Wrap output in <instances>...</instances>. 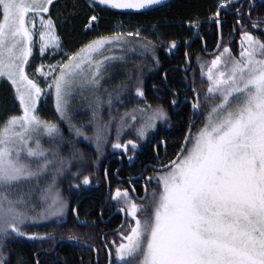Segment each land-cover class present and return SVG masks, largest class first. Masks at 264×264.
I'll use <instances>...</instances> for the list:
<instances>
[{"label": "snow or ice", "instance_id": "snow-or-ice-1", "mask_svg": "<svg viewBox=\"0 0 264 264\" xmlns=\"http://www.w3.org/2000/svg\"><path fill=\"white\" fill-rule=\"evenodd\" d=\"M57 2L0 0V78L11 83L21 109L20 115L10 116L0 125V264H10L5 254L9 238L39 242L40 247L49 244L48 251H54L58 246L57 229L69 210L77 224L87 223L80 220L78 206L71 207L56 185L59 178L68 175L71 177L70 193L91 184V176L109 143L111 121L103 130L96 125L93 136L89 137L83 131V125L77 127L70 121L69 98L78 89L98 92L109 65L123 59L114 55L104 56L102 50L123 48L131 43L126 37L141 36L137 29L134 32L116 31L111 37H98L76 53H65L66 62L62 60L57 64L38 66L35 69L38 77L32 79L26 72V65L33 51L37 18L41 26L40 52L43 54L48 48L61 47L50 15V7ZM167 2L88 0L93 14L88 17L84 28L93 29L101 19L96 7L134 10L148 15L166 7ZM261 7H264V0H217L216 11L208 21L220 29L223 23L221 12L235 10V24L240 30L239 54L234 55L227 45L221 50V38L212 53L213 59L197 60L201 82L205 78L207 81L202 96L196 87L195 73L191 98L185 97L180 101V89H169L174 109L179 104L191 105L189 131L175 159L168 164L163 160L157 161L160 167H154L155 176L145 180L142 196L134 197L128 189L120 187L111 193L112 201L119 205V212L125 214L126 219L131 218L134 224L129 223L126 230H118V244L113 241L103 245L109 249L108 264H264V29L261 27L264 25V12L257 11L253 19L254 10ZM45 13L49 14L47 19L43 16ZM188 27L198 35L202 23L197 17L188 21ZM256 31L261 35H255ZM139 46L145 51L155 48L150 40ZM175 48L177 43L172 40L166 51L171 52ZM97 55L101 58L97 59ZM152 58L159 64L157 56ZM185 59L184 71L187 72L191 67L187 52ZM39 77L44 78L46 87H41ZM130 79V76L126 78ZM184 79H188L187 75ZM130 86L127 82L118 86L115 99L123 103L122 94ZM188 87L185 85L183 90L187 91ZM134 89L138 102L143 106L125 112L119 118L115 139L111 142L113 154L126 156L129 161L140 149L139 141L149 138L157 122L170 120L162 104L153 107L147 103L143 80L138 79ZM48 94L53 96L59 120L67 123L69 133L94 143L97 155L91 161V168L84 167L88 160L83 151L75 149L74 141H68L71 154H62L66 138L59 123L38 115L40 99ZM108 97L107 103L111 108L113 93L108 92ZM94 103L99 107L101 99L98 95ZM95 115L94 111L93 119ZM201 117L202 126L193 133L192 127ZM127 132H133L134 138L122 140ZM44 137L50 142L48 148L42 143ZM166 139L159 143L166 145ZM74 160L79 164L76 171H72ZM49 173L50 178L41 187L40 180ZM104 177L110 179L107 168ZM135 179L129 178L132 193L136 191ZM153 180L156 185L149 192L148 187ZM37 190L39 205L32 200ZM38 206L39 211L36 210ZM40 224H47L50 230H26L29 225ZM67 240L84 243L82 237L74 234H69ZM86 246L99 252L94 245ZM111 249H114V255ZM36 264H41L39 259Z\"/></svg>", "mask_w": 264, "mask_h": 264}, {"label": "trees", "instance_id": "trees-1", "mask_svg": "<svg viewBox=\"0 0 264 264\" xmlns=\"http://www.w3.org/2000/svg\"><path fill=\"white\" fill-rule=\"evenodd\" d=\"M216 4L217 0H171L167 2L166 7H160L159 10L151 12L148 15L137 12H116L111 9L96 7L95 11L99 13L101 19L98 24L94 26L92 31H85L84 24L87 22L88 17L93 14L87 3L84 0H60V7L56 9L60 15V19H56L57 31L62 39L64 50L69 53H75L86 42L94 38L112 36L117 22H124V26H129L131 31L140 30L141 36L139 38L131 37L134 39L135 43L139 41L137 44H140L150 40L155 45L154 50H149V55L145 54L144 49L140 50L139 48L135 50L133 54L131 53V55H122L123 59H118L113 64L109 65V71L105 73L104 79L101 81V88L97 93L101 99L99 107L92 105L86 108L75 100L68 105V117L70 121L77 127L83 125V131L89 137L93 136L96 125H99L103 130L104 126L111 121L109 125V143L105 146V151L100 157L96 172L91 176L90 185L102 183L101 187L96 186L95 189H97V192L91 195V193H87V188H81L79 193L75 190H72L70 193V175L59 178L56 185L63 196L69 200L71 207L78 206L80 219L85 215L88 216V213L90 216L96 217L103 205L105 196L103 174L105 162L107 158L113 154L111 142L115 139L116 123L125 112H131V110L143 106V103L138 102V98L135 96L134 85L136 81L138 79L143 80L147 103L153 105V107L157 104H162L167 110H169L168 107L172 100V93L169 89H180L179 97L189 96L188 93H183V89L185 84L191 89L193 73H195L196 87L200 90L201 96L203 95L207 87V81L205 78L204 82H201L197 60L201 57H207L202 53L203 42L205 43L206 50L209 52L214 50L216 46L217 26L215 23H209L208 21V17L216 11ZM231 11L235 10L233 9ZM245 11H247L246 5ZM53 14L54 13H52V15ZM197 17L202 23L198 36L201 35L203 42L201 40H194L191 44L188 50L191 67L187 73H184L181 68L185 69L187 65L185 61V51L188 43L195 36L193 30H190L188 27V21L195 20ZM226 18H231V20L222 23L220 31L223 40L226 39L227 35H229L230 38L232 34H235L236 38L240 39L239 25L235 24L237 19L236 15L234 17L226 16ZM254 18L253 12V19ZM234 28L236 29L235 31H233ZM254 34L261 35V32L256 31ZM172 40L176 41L177 48L172 49L171 52L166 51ZM186 41L187 43H185ZM160 44L162 46H159ZM232 45L233 46L230 48L233 54L238 56L240 51L238 44L237 46L236 43ZM223 46L225 45L223 44L222 47ZM128 52H131V50ZM153 55L158 57L159 64L153 60ZM165 71L167 80L165 81L164 77L163 81V74ZM186 75L188 77L187 80L184 79ZM129 76L131 79L126 80ZM124 82L132 86L123 92V103H120L115 99V93L119 91L118 86ZM153 85H156V88H154ZM108 92L113 93L111 108H109L107 103L109 98ZM14 108L15 101H13L12 91L3 89L1 86L0 125H2L3 120L11 114ZM94 111L96 113L95 119H93ZM38 115L45 120L59 123L61 131L66 138L62 147V154H71L72 149L69 147L68 141H74L75 149L83 151L88 160V163L84 167H92L91 161L95 160L97 154L95 145L91 140H85L83 136L76 137L73 133H69L68 126H66L67 124L64 125L61 123L52 105L38 109ZM189 115L190 111L188 108L183 109L180 117L176 118L171 115L173 119H176L177 123L170 133L164 132L162 126L163 122H157L156 129L149 134V137L153 138L168 137L166 139L167 160L174 158L179 150ZM137 117L138 126L140 123L139 113H137ZM202 123L203 118L201 117L193 133L202 126ZM133 138V132H127L122 137V140ZM147 140L139 141L140 147L146 149ZM150 158L149 155L146 159ZM77 167H79V164L74 160L72 171H76ZM85 174L88 173L85 172ZM46 177L49 179L50 173L46 174V176L40 180L41 187L46 185V181L48 180ZM33 183H35V181H33ZM85 194H88V197L82 200L81 197L85 196ZM32 200L39 205V190L33 194ZM36 210L39 211V206ZM73 221L72 213L69 210L63 218L61 226L57 230L66 229L67 225L70 226L69 222ZM76 228L77 230L79 229L77 226ZM71 229L73 230V228ZM26 230L44 232L50 229L47 224H40L36 226L29 225ZM38 243L39 242L28 241L24 238H9V240L6 241L7 247L5 249V254L9 257L10 264H36L39 255L34 257V254L37 250L36 245Z\"/></svg>", "mask_w": 264, "mask_h": 264}, {"label": "flooded vegetation", "instance_id": "flooded-vegetation-1", "mask_svg": "<svg viewBox=\"0 0 264 264\" xmlns=\"http://www.w3.org/2000/svg\"><path fill=\"white\" fill-rule=\"evenodd\" d=\"M257 11L264 12V7L254 10V16H256ZM226 16L234 17L235 11H230V12L222 11L220 14V19L222 22L224 21L228 22L229 20H231V18L227 19ZM245 22H247V17L245 19ZM248 27H249V30L251 31V26L248 25ZM261 27L262 29H264V25H262ZM218 35L219 33H218V28H217V42L219 38ZM199 37H201V35H199ZM221 38L223 39L222 34H221ZM233 43H236V46L237 44L238 46L240 44V39H237L235 34H232L230 38H229V35H227L226 39L223 40V44L229 47H232ZM203 45L206 50V46L204 42H203ZM203 45H202V48H203ZM222 45H221V48H222ZM238 48L240 49V47ZM189 88L190 87H188L187 91L183 90L184 91L183 93H188L189 96L179 97L180 101H184L185 97L191 98L192 92H191V89ZM168 108L169 110L167 111L170 115L169 116L170 120L169 122L162 123V126L164 128L163 130L164 132L166 131L167 133H170L177 123L176 119H173L172 116H175L176 118L180 117L183 109L185 108H188L190 111L188 123H187V126L182 136L183 137L182 141H183L188 131L189 121L191 119V105L190 103L186 106L183 104H179L174 109L172 105L170 104ZM196 126H197V123L192 128V132L194 131V128ZM165 138H168V137H159V138L149 137L147 140V146L145 147L146 149L140 147V149L137 151L135 155V158L132 161H129L126 156L121 157L120 155H116V154H112L110 157H108L105 162V168H106L107 161L112 157L114 159L111 160V162L109 163L107 167L110 179L106 180L103 174V183H104V188H105L104 202L106 200V194H107L108 188L110 190V196H109V201L107 205L104 206V202H103V205L101 209L99 210V213L96 217L90 216L89 213H88V216L87 215L83 216L80 220L86 221L87 223L85 225L77 224L74 218V214L72 213L74 223L69 222L70 226L67 225L66 229L57 230L56 232L58 246L55 247V250L48 251L49 244H44L43 247H40L38 243L36 245L37 250L35 251L34 257L36 255H39L38 259L41 262V264H53V262H56V261H58L59 264H108L109 249H105L103 245L106 242L111 244L113 241H115V243L118 244L120 242V233L118 231L117 232H114V231L119 227H121L119 229L121 231L126 230L128 229L129 223L134 224V221H131V218H127V219L125 218V214H124V218L121 214L114 215L115 212L117 211L119 212L118 210L119 205L116 202L112 201L111 193L115 191L117 187H120L121 189H128L130 194L133 195L134 197H139L144 194L145 180L149 176H155V173L153 171L154 167L155 168L160 167L157 161L163 160L164 164H168L169 161L173 159L172 158L170 160H167L168 158L167 145L164 144V146H162L158 144L162 139H165ZM181 144H180V147H181ZM157 145H158V148L156 147ZM157 152L159 153V155H157ZM149 155L151 158L146 159ZM117 169H119L118 175H117ZM129 178H137L134 180V184L136 188L135 193H132L131 191L132 185L129 184ZM101 185L102 183L100 184L98 183L95 185H89L87 187L82 186V188L83 189L87 188V193H91L92 195L95 192H97V189H95L96 186L101 187ZM155 185H156V182L155 180H153L152 184L149 185L148 187V191L151 192L153 187H155ZM75 191L79 193V190H75ZM87 197H88V194L87 195L85 194V196L81 197V199L83 200ZM137 202L139 203L140 201L137 200ZM76 226L79 227L78 230ZM71 228H73V230ZM69 234H74L79 237H82L84 239V243L77 244L75 241H68L67 236ZM86 245H94L95 248L99 249V252L92 251ZM111 250L114 255V249H111Z\"/></svg>", "mask_w": 264, "mask_h": 264}, {"label": "rangeland", "instance_id": "rangeland-1", "mask_svg": "<svg viewBox=\"0 0 264 264\" xmlns=\"http://www.w3.org/2000/svg\"><path fill=\"white\" fill-rule=\"evenodd\" d=\"M84 1L88 5V0H84ZM169 1H171V0H168V2ZM58 7H60V0H58V2L55 3L54 6L50 7V15H51V18L55 22L56 31H57V20L56 19L57 18L60 19L59 12L56 11V9ZM104 8H107V7L105 6ZM111 10L116 11V12H135L134 10H119V9H111ZM61 12H63V11H61ZM52 13H54V14L52 15ZM43 16H44L45 19H47L49 14L45 13V14H43ZM40 30H41V26H40V23H39V18H37L35 20V28H34V35H33V41H34L33 42V51H32V55L29 57V63H28V65H26V72L29 75V77L32 78V79H37V77H38V74L35 72V69L38 66H40V65H45V66L53 65V64H57V62L62 61V60L66 62L67 61V56L65 55V53H69V52L64 50L62 39L59 36L58 31H57V34H58V36L60 37V40H61V47L59 49L48 48L42 54L40 52V45H39V33H40ZM92 30L93 29L85 30V31H92ZM116 31L128 32V31H131V30L129 29V26H124V22H117V24H115V27H114V32H116ZM114 32H113V34H114ZM133 37H135V36H133ZM94 39H96V38H94ZM126 39L131 41V43L128 44V45H125L123 48H121V47L106 48V50H102L103 51V55L104 56L114 55L116 57H123L122 55H125V54H128V55H131V53L133 54V52L135 50H138L139 48H140V50L143 49V48H141L139 46L140 44H137V43L134 42L133 38L126 37ZM90 41H92V40H90ZM90 41L86 42L84 45L88 44ZM137 46H139V47H137ZM159 46H162V45L160 44ZM82 47H80L76 52H78ZM130 50H131V52H128ZM145 54L149 55L150 51H145ZM96 58L100 59L101 57L99 55H97ZM199 59L203 60V61H210L211 59H213V56L206 57V58L205 57H201ZM44 70L46 71L47 68L45 67ZM39 82H40L41 87H46V84L44 82V78L43 77H39ZM1 86L3 87V89H7V90H11L12 91L13 101H15L14 110L11 112L10 115H8V117H6L3 120V122H4L10 116L20 115L21 114V109H20V106H19V102L15 98V91L12 88L11 83L9 81H7L6 79L0 78V87ZM100 88H99V90H100ZM99 90H98V92H99ZM98 92H93L92 89H84L82 91L78 89L69 98V104L75 100L80 105H83L86 108L90 107L92 105H95L94 100H95V97H96ZM48 105H52L53 109L55 110L54 98H53V96L51 94H48V95H45V96L41 97L40 102L38 104V109L45 108ZM55 112H56V110H55ZM57 116H58V114H57ZM199 121L197 123H199ZM3 122H2V124H3ZM61 123L64 124V125L67 124L64 121H61ZM66 126H68V125H66ZM42 143L44 144L45 148H48L50 146V142H49L47 137H44L42 139ZM46 179H48V178L46 177Z\"/></svg>", "mask_w": 264, "mask_h": 264}, {"label": "water", "instance_id": "water-1", "mask_svg": "<svg viewBox=\"0 0 264 264\" xmlns=\"http://www.w3.org/2000/svg\"><path fill=\"white\" fill-rule=\"evenodd\" d=\"M218 33H219V35H218V36H219L218 41H220V40H221L220 29H218ZM194 40H201V41H202L201 37H199V36H194V37L190 40V42L188 43L185 52L188 53V50H189V48H190V46H191V44L193 43ZM216 47H217V45H216ZM216 47H215L214 50H212L211 52H208V51L205 50V47H204V45H203V48H202V53H203V55L208 56V57H209V56H212V53L216 50ZM185 61H186V59H185ZM186 63H187V61H186ZM189 69H190V67L187 68V72L189 71ZM181 70H182L184 73H187V72L184 71V69L181 68ZM165 73H166V71H165L164 74H163V81H164ZM198 120H199V119H197V120L195 121V124L197 123ZM192 128H193V127H192ZM188 131H189V127H188ZM188 131H187V133H188ZM187 133H186V134H187ZM183 143H184V140H183L182 144H183ZM158 144H160V143H158ZM182 144H181V145H182ZM160 145L164 146V144H160ZM179 150H180V149H179ZM175 158H176V156H175L173 159H175ZM113 159H114V158L112 157V158H110V159L107 161V163H106V168L108 167L109 163H110L111 160H113ZM173 159H172V160H173ZM109 196H110V190H109V188H108V191H107V194H106V200H105V202H104V206L107 205V203H108V201H109ZM117 214H121V215L123 216V218H124V214H123V213H120V212H118V211L114 213V215H117ZM74 218H75V217H74ZM75 220H76V219H75ZM120 228H121V227L117 228L114 232H117Z\"/></svg>", "mask_w": 264, "mask_h": 264}, {"label": "bare ground", "instance_id": "bare-ground-1", "mask_svg": "<svg viewBox=\"0 0 264 264\" xmlns=\"http://www.w3.org/2000/svg\"><path fill=\"white\" fill-rule=\"evenodd\" d=\"M187 123H188V121H187Z\"/></svg>", "mask_w": 264, "mask_h": 264}]
</instances>
